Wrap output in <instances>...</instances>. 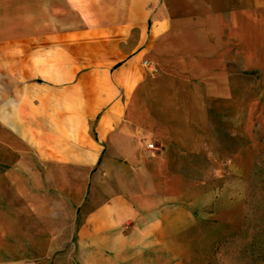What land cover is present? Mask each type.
I'll list each match as a JSON object with an SVG mask.
<instances>
[{
  "label": "crops",
  "instance_id": "0c3cea01",
  "mask_svg": "<svg viewBox=\"0 0 264 264\" xmlns=\"http://www.w3.org/2000/svg\"><path fill=\"white\" fill-rule=\"evenodd\" d=\"M233 55L243 72L264 69V0H0L6 217L26 223L31 237L29 202L15 208L6 193L40 189L51 175L61 195L56 220L68 209L71 222L84 220L78 243L108 235L127 250L124 264L144 263L145 247L176 248L182 264H212L200 228L237 204L236 183L220 190L176 153H206L216 164L211 179L251 173L259 139L224 170L211 122L209 100L232 93ZM251 106L264 110V82ZM84 202L91 205L79 217Z\"/></svg>",
  "mask_w": 264,
  "mask_h": 264
},
{
  "label": "rangeland",
  "instance_id": "374dc122",
  "mask_svg": "<svg viewBox=\"0 0 264 264\" xmlns=\"http://www.w3.org/2000/svg\"><path fill=\"white\" fill-rule=\"evenodd\" d=\"M230 58L232 93L229 98L209 100L211 122L217 139V149L221 153L222 160L219 165L224 170H227L225 167L233 154L245 147L253 137L259 139L260 142L253 151L254 154L255 151L257 153L252 161L251 173L236 179L229 176L211 179L209 171L216 168V164L209 161L206 153L196 156L184 152L176 154L178 158L186 162L189 172L195 171L193 169L195 167L204 173V182H210L214 186L216 184L215 187L218 186L220 190L228 187V183L233 184V181L236 183L239 196L237 204L223 210L226 211L223 212L224 217L220 215L211 217L207 220V225L200 228L201 234L206 237L205 240L209 241L206 251L209 247L214 254V260L210 258L212 264L215 262L217 264H264V127H261L264 110L254 109L251 106L257 89L264 82V69L243 72L235 60V55ZM246 122L250 123L248 133L245 129ZM27 131L31 134V128H27ZM250 162L251 159L237 163V170L239 168V171L243 172ZM76 174L79 175V173ZM43 177L47 184H43L44 186L40 189L29 185V192H24L22 196L18 191L6 193L8 202L15 208H21L22 205L25 206L26 201L29 202L28 220H30L31 237L23 233L24 226L27 224L23 221H12L11 217H6L11 207L8 205L7 208L4 204L2 207L0 204V208L2 207L0 233H4L0 235V264H124L122 262L126 260L127 250L120 247L122 245L120 242L112 245L110 240H106L108 235H101L96 243L79 241L81 245L84 244L81 246L78 243L80 238L77 233L84 220L79 218L78 225L74 224V221L71 222L68 219L69 209L63 210L64 221L56 220L60 218L56 213H61V206L56 204V198L61 195L58 189L51 187V175H43ZM60 181L63 179L60 178ZM16 182L8 181L6 178V183ZM82 194L83 191L79 190V196ZM92 204L96 207L100 202L92 201ZM90 205L91 203L84 202L79 206V217L89 210ZM64 206H62L63 209ZM212 207L213 205L207 206V208ZM191 215L200 216L197 212H191ZM18 218L15 215V220ZM73 232L75 236L72 237ZM40 239L42 246L36 247L34 243ZM28 242L32 243L31 247H27ZM175 249L171 247L169 251L167 247L164 249L145 247L144 263L139 264H182L180 258L174 255ZM172 251H175L174 254Z\"/></svg>",
  "mask_w": 264,
  "mask_h": 264
},
{
  "label": "built area",
  "instance_id": "2783aa9c",
  "mask_svg": "<svg viewBox=\"0 0 264 264\" xmlns=\"http://www.w3.org/2000/svg\"><path fill=\"white\" fill-rule=\"evenodd\" d=\"M153 146H154V144H153V143H150V144H149V147H153Z\"/></svg>",
  "mask_w": 264,
  "mask_h": 264
}]
</instances>
